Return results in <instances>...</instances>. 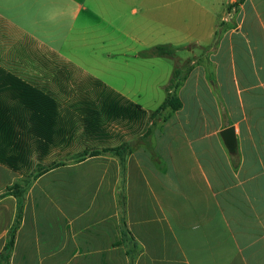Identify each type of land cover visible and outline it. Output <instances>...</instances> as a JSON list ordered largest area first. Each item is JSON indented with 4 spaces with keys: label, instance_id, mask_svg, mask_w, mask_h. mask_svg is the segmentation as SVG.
<instances>
[{
    "label": "crops",
    "instance_id": "crops-1",
    "mask_svg": "<svg viewBox=\"0 0 264 264\" xmlns=\"http://www.w3.org/2000/svg\"><path fill=\"white\" fill-rule=\"evenodd\" d=\"M234 7L229 34L264 42V0H0V121L52 122L39 135L13 125L16 137L39 136L26 143L37 154L27 174L0 163V253L18 221L9 264H264V49L242 48L237 63L234 49L203 43ZM247 17L251 32L242 36ZM162 45L197 58L177 90L180 109L149 120L162 103L146 112L126 99L146 116L108 118L101 94L119 102L114 87L98 82L100 92L86 96L80 76L129 69L139 58L150 65L160 57L142 53ZM24 91L32 105L47 102L45 111L24 107ZM163 119L174 123L166 140ZM229 126L234 154L219 135ZM179 132L190 166L171 160ZM122 145L118 156L104 151ZM92 150L101 152L76 159ZM28 182L20 198L2 195Z\"/></svg>",
    "mask_w": 264,
    "mask_h": 264
},
{
    "label": "rangeland",
    "instance_id": "rangeland-1",
    "mask_svg": "<svg viewBox=\"0 0 264 264\" xmlns=\"http://www.w3.org/2000/svg\"><path fill=\"white\" fill-rule=\"evenodd\" d=\"M234 11H236L235 14H234ZM237 11L238 10L235 7L234 9L230 8V10H228V15L226 16L227 23H220L216 19L217 21L216 23H218L219 25H217L218 33L215 36V39L211 41H204L203 43L205 46H208L207 47L208 49H211V50H217V49L228 50L230 48L234 49V61L238 63L240 59H242V57L238 55L239 52H241L242 48L245 50L257 48L262 51V49H264V42L251 40L249 35L246 36L247 40H245L244 38L240 40V33L238 34V32H235V31L233 34H229V31L235 28V24L238 21ZM249 32H251V30H250V26L248 25V17H247V25L246 23L242 25V36H244L245 34H249ZM224 58H227V57H224ZM128 60L130 61L132 59L128 58ZM192 61L196 62L197 58L196 57H193V58L175 57V55L173 54L171 57H160V60L155 61L154 63L150 65H146L145 63L142 62V59L139 58L138 60H136V62L132 66H130L129 69H124V70H121L119 72H114V73L107 72V71L100 72V73H94V74H90L93 77H89V78L87 77L82 78L80 76L79 80H81L82 83L85 84L84 86L85 91L88 92L86 96H92V95H95V93L100 92L99 83L101 82L107 86L112 85V87H114L113 90L117 92V95L121 94L122 96H124L125 100L128 99V101L130 100V102L140 105L143 110L148 112V111H153L154 109H156L157 106L160 103H162V101L164 100V97L166 96L165 87L168 84V80L171 76L172 70L176 66H180L181 69H183V76L184 75L186 76L188 70L190 69ZM204 70L206 72V80L211 83L210 84L211 86H214V85L216 86L213 65L205 66ZM72 75L75 76L74 73ZM212 91H213V94L215 95L216 103L220 111V118H222L221 109H225V107L222 103V99L220 98L218 94L217 88L216 87L212 88ZM104 93L106 92L104 91L101 95H103ZM176 94H177V91H176ZM223 113L224 115H226V112H223ZM171 121L172 120H168L167 122H165L163 119L161 121L162 129L166 131V130H169L170 128H173L174 123ZM149 122L150 121H148V124ZM141 127L144 128V126H140V128ZM158 127L160 126L158 125ZM162 136L164 140H166V138H168L167 131H166V134H162ZM184 139H185L184 136L180 132L177 134V136L173 137V143L171 144V146L175 147L177 151L173 150L170 152L171 160L178 159L180 161H185L186 164L190 166L192 164L191 163L192 159L190 158L191 154L188 148V144ZM79 154H77L76 156L78 157ZM36 159H37V154L31 153L28 158V162L25 164H22L21 171L24 172V174H27L31 169L32 162H34ZM76 159L78 160V158ZM178 171L180 173L184 172L186 174L187 171L189 172V169L180 165ZM181 178L186 179L185 176H182ZM181 185H183V187H188L189 182L187 180H183ZM188 189L190 188L188 187ZM185 197H186L185 198L186 200L187 199L189 200V195H186ZM186 200L182 201L184 212L189 211ZM188 219L190 218L188 217Z\"/></svg>",
    "mask_w": 264,
    "mask_h": 264
},
{
    "label": "trees",
    "instance_id": "trees-1",
    "mask_svg": "<svg viewBox=\"0 0 264 264\" xmlns=\"http://www.w3.org/2000/svg\"><path fill=\"white\" fill-rule=\"evenodd\" d=\"M173 50L169 46H155L151 48L149 51L144 52L142 55L144 57H171L173 55ZM185 75L183 76V69H181L180 66H176L171 73V76L168 80V84L165 87L166 91V96L162 104L151 114L147 116L149 120H154L158 116H161L164 112L168 111H177L182 107V103L180 99L178 98L176 91L181 85L182 81L184 80ZM34 91V90H33ZM24 91V96L26 99L23 101L24 107L31 108L32 106L35 107L34 109L38 111H45L47 108L46 106V101L45 99L44 102H35V104H30V100H33L32 97H30L31 94H25ZM36 92V91H34ZM41 98H44V95L42 96L40 93L36 92ZM114 96L112 93H104L102 95L104 102L102 105L101 112L107 115L108 118L113 117V118H118V119H128V120H138L143 116H146V114L140 109L138 105H134L128 101H126L124 98L121 96L115 95L118 97L119 102H114L111 101L109 98ZM28 101V102H27ZM20 106H17V109H19ZM24 109V108H23ZM27 111L32 112L30 109ZM224 111L222 110V118H225V115L223 113ZM15 123H18L22 126V129L27 130L26 134L31 133L32 130L36 135H39L41 132V126L42 124L44 127L49 123L52 124L51 121H35L32 120L31 117H28L26 121H17L14 122L11 119H6L5 121H0V163H5L6 165L9 166V168L13 171H20L22 169V164H25L28 162V158L30 156V151L29 147L26 145V143L29 140H35L39 136H24V137H16L15 132L13 130V125ZM43 136V135H42ZM45 141L50 139V138H42ZM125 150V145L112 148V149H107L104 151L108 152H113L117 156L123 153ZM101 151H96L92 150L90 152H82L78 155V160H84L87 157H93L98 154H100ZM61 165L60 162L53 163L45 168H40L33 172V174L30 175L31 178H36L42 173L58 166ZM29 182L26 183L24 186H21L20 184L14 183L13 185L7 187L4 192L3 196H14L17 198H20L22 196V193L24 192V189L26 186H28ZM20 207V206H19ZM18 207V208H19ZM19 211L18 215L16 218L19 219ZM18 221L15 219L14 223L8 230L7 236H6V241L4 246L2 247L1 253H0V264H9V257L10 253L13 249V244H14V237H15V230L17 226Z\"/></svg>",
    "mask_w": 264,
    "mask_h": 264
},
{
    "label": "water",
    "instance_id": "water-1",
    "mask_svg": "<svg viewBox=\"0 0 264 264\" xmlns=\"http://www.w3.org/2000/svg\"><path fill=\"white\" fill-rule=\"evenodd\" d=\"M219 135L228 153L234 154L237 146L234 127L229 126L221 130Z\"/></svg>",
    "mask_w": 264,
    "mask_h": 264
}]
</instances>
